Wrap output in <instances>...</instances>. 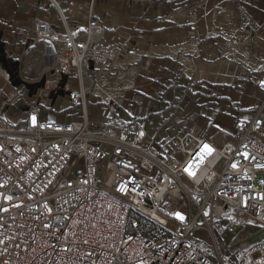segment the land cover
I'll return each instance as SVG.
<instances>
[{
	"label": "built area",
	"instance_id": "1",
	"mask_svg": "<svg viewBox=\"0 0 264 264\" xmlns=\"http://www.w3.org/2000/svg\"><path fill=\"white\" fill-rule=\"evenodd\" d=\"M98 2L87 1L82 40L58 0L44 3L62 34L44 21L31 25L52 62L51 77L72 79L63 97L78 113L67 123L50 121L36 105L21 129L0 113V264H264V240L231 260L235 245L219 249L213 229L229 208L264 232V62L246 78L260 100L247 121L234 122L233 144L217 147L171 117L155 129L168 134L163 146L140 124L94 131L84 72L89 62L107 66L119 58L112 47L92 43ZM174 85L179 102L190 85ZM169 98L160 96L155 112L167 110ZM197 230L211 237L215 253L195 244Z\"/></svg>",
	"mask_w": 264,
	"mask_h": 264
},
{
	"label": "crops",
	"instance_id": "2",
	"mask_svg": "<svg viewBox=\"0 0 264 264\" xmlns=\"http://www.w3.org/2000/svg\"><path fill=\"white\" fill-rule=\"evenodd\" d=\"M58 1L74 37L82 40L88 0ZM52 10L44 0H0V43L7 55L18 61V74L28 83L51 71L52 62L44 58L43 45L34 40L31 25L44 21L62 34ZM92 25L97 30L93 45L106 44L119 52L118 60L105 66L116 74L99 86L100 90L107 83L112 86L116 79L120 81L111 96L87 97L92 130L112 124H140L146 131L149 126L155 130L165 117H171L215 144V139L207 137L209 133H232L236 120L247 121L252 116L260 98L246 78L264 62V0H99ZM222 66L240 72L222 75L231 86L210 82L219 75L210 72ZM203 74L206 78L199 80ZM179 82L190 86L178 102L175 98L181 94L174 83ZM3 92L14 90L0 69ZM165 92L170 94L169 108L155 112L157 99ZM43 101L50 100L46 97ZM4 102L0 98L1 113L7 108ZM34 106L30 102V108ZM59 113L45 115L43 109L42 117L58 121Z\"/></svg>",
	"mask_w": 264,
	"mask_h": 264
},
{
	"label": "rangeland",
	"instance_id": "3",
	"mask_svg": "<svg viewBox=\"0 0 264 264\" xmlns=\"http://www.w3.org/2000/svg\"><path fill=\"white\" fill-rule=\"evenodd\" d=\"M48 5V4H47ZM63 6V5H62ZM53 10L51 11V13ZM106 65H101V64H95L93 70H89L84 72V88L88 91L87 97L90 95L98 96L100 97V94H108L112 95L115 93V90L117 89L116 83H120L119 79H116V83L112 84L107 83L103 86V89L100 90V87L103 83L109 82L111 78L114 77L116 74L115 71H112V68L107 69L105 67ZM52 69V68H51ZM94 76L91 78L89 75L90 73ZM210 73H216L219 74L216 76V78H212L210 82L213 84H228L232 85L233 83H228V79H226L224 76L240 73L239 70L236 68H231L227 66H222L219 67V69H215V71H211ZM47 75V83L50 86H53L57 83L58 79L52 78L50 72L46 73ZM71 77L74 78L73 75ZM204 79L206 76L200 75L197 78L201 80V78ZM41 78V77H40ZM39 78V79H40ZM95 78V79H94ZM25 81V80H24ZM72 79L70 78L66 82V88L72 87L74 84H72ZM14 92L10 93H0V98H3L5 102L3 103V106H7L6 110H4L5 113L9 115L11 120L14 122L17 128H22L24 126V116L25 112L30 108V102H33L34 105H40L44 109V114H51L53 113L54 115L57 114L58 112L60 114L59 121L60 122H70L72 121V117L78 113V107H75L72 102L69 100L65 99L63 96H58L54 103H52L51 109H48V106H51V102L49 101L48 103L44 102L43 99L46 98L45 92H38L35 97H28L27 92L23 89L21 90H16L15 88L12 87ZM92 91V92H91ZM91 92V93H89ZM86 97V103L88 104L87 110H88V118H90V100ZM39 99V100H38ZM6 100H10V102H7ZM38 100V101H37ZM88 100V102H87ZM30 101V102H29ZM104 101V100H103ZM2 111H0L1 113ZM55 119V118H54ZM57 120V119H55ZM90 120V119H89ZM148 135L150 137H154L155 134L157 133L154 130V126H149L147 128ZM208 138H213L215 139V144L218 147L220 144L222 145L223 143H229L233 144V139L231 136V133L229 131H218L215 134H210L207 135ZM155 144L156 146L159 145H164L166 144L165 142L168 141V134L165 132H160L159 134L157 133V136L155 137ZM167 145V144H166ZM152 151L155 149L152 148ZM177 159L181 158L180 154H176L175 156ZM103 170L98 171V177H102ZM242 219L244 221V226L242 227H235L234 224L237 220ZM217 228H224V232L222 233L221 236H218L216 234V229ZM214 229V234L216 235L217 244L219 249L223 248L225 245H230L233 244L237 241L236 246L233 248V250L230 252L232 255L231 260L236 259L238 254L240 252L251 245V243L257 242V241H262L264 240V232H256L259 229V226L254 223L251 219L248 218H239L236 213H233L231 209L227 208L225 212L222 215V219L220 221H216L213 226ZM194 235V242L196 245H198L202 250H207L209 253H215V249L212 244V239L210 236L205 235L201 230L195 231ZM245 237V240H242ZM248 237V238H247ZM247 238V239H246ZM232 263V262H231ZM229 263V264H231Z\"/></svg>",
	"mask_w": 264,
	"mask_h": 264
},
{
	"label": "water",
	"instance_id": "4",
	"mask_svg": "<svg viewBox=\"0 0 264 264\" xmlns=\"http://www.w3.org/2000/svg\"><path fill=\"white\" fill-rule=\"evenodd\" d=\"M89 65L92 69V64L90 62ZM18 66V61L12 60V58L7 55L4 44L0 43V69L7 76L8 83L11 85V87L15 89H19L20 87H22L27 92L28 97H35L38 93V90H43L45 88L44 83L47 79V75L42 74L39 81H35L34 83H28L24 81L18 74ZM52 73L53 71L51 70L50 74ZM61 80L62 83L65 84L67 78L62 77ZM58 96H64V91L58 92L54 94L51 98H48L50 102L53 103Z\"/></svg>",
	"mask_w": 264,
	"mask_h": 264
},
{
	"label": "flooded vegetation",
	"instance_id": "5",
	"mask_svg": "<svg viewBox=\"0 0 264 264\" xmlns=\"http://www.w3.org/2000/svg\"><path fill=\"white\" fill-rule=\"evenodd\" d=\"M40 79H38L37 81H39ZM64 83H62V80L61 79H58L57 80V83L53 86H50L48 83H47V79L44 83V89L43 90H38V92H45L47 93L46 96L47 98L48 97H52L54 94L58 93V92H61V91H65L64 89Z\"/></svg>",
	"mask_w": 264,
	"mask_h": 264
},
{
	"label": "snow or ice",
	"instance_id": "6",
	"mask_svg": "<svg viewBox=\"0 0 264 264\" xmlns=\"http://www.w3.org/2000/svg\"><path fill=\"white\" fill-rule=\"evenodd\" d=\"M33 122H35V117H33ZM205 150L210 154L211 153V151H212V149H210V148H208V146H205ZM190 175L191 174H193V173H189ZM121 191H124V189L123 188H121ZM180 219H183V217L181 216V217H179Z\"/></svg>",
	"mask_w": 264,
	"mask_h": 264
},
{
	"label": "trees",
	"instance_id": "7",
	"mask_svg": "<svg viewBox=\"0 0 264 264\" xmlns=\"http://www.w3.org/2000/svg\"><path fill=\"white\" fill-rule=\"evenodd\" d=\"M223 232H224V228L217 229V234H219V236H221Z\"/></svg>",
	"mask_w": 264,
	"mask_h": 264
}]
</instances>
